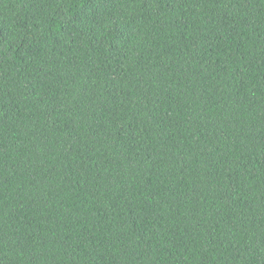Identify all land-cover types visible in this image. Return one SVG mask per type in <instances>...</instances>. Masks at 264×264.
<instances>
[{"label": "trees", "instance_id": "1", "mask_svg": "<svg viewBox=\"0 0 264 264\" xmlns=\"http://www.w3.org/2000/svg\"><path fill=\"white\" fill-rule=\"evenodd\" d=\"M0 264H264V0H0Z\"/></svg>", "mask_w": 264, "mask_h": 264}]
</instances>
